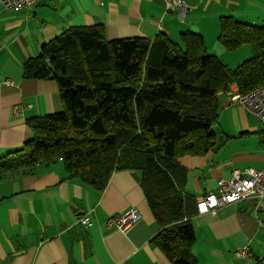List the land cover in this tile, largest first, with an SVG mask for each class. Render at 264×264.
Instances as JSON below:
<instances>
[{"label": "crops", "instance_id": "crops-1", "mask_svg": "<svg viewBox=\"0 0 264 264\" xmlns=\"http://www.w3.org/2000/svg\"><path fill=\"white\" fill-rule=\"evenodd\" d=\"M182 1L184 9L170 6V0H38L17 10L0 1V157L33 137L29 118L64 109L58 83L26 78L24 64L67 28L101 23L109 39L151 40L162 32L176 41L192 30L204 36L210 50V41L218 44L221 16L264 22V0ZM221 50L253 53L247 44ZM236 89L232 85L219 94L217 147L179 158L189 170L186 189L198 200L215 191L219 179L231 178L235 168H264V148L249 149L239 139L249 132L241 129L248 112L231 102ZM131 208L140 217L129 228L111 222ZM86 214L91 226L79 221ZM192 223L196 264H264V199L250 195L198 212ZM159 230L139 170L115 171L103 190L68 179L61 161L0 173V264H173L153 242ZM245 246L248 254L238 257L236 251Z\"/></svg>", "mask_w": 264, "mask_h": 264}, {"label": "trees", "instance_id": "trees-1", "mask_svg": "<svg viewBox=\"0 0 264 264\" xmlns=\"http://www.w3.org/2000/svg\"><path fill=\"white\" fill-rule=\"evenodd\" d=\"M219 26L225 49L254 51L236 69L192 30L176 41L162 32L109 39L101 23L67 28L24 64L26 78L58 83L64 109L29 118L33 137L0 157V173L61 161L68 179L103 190L115 171L139 170L160 226L153 242L173 264H196L200 200L187 191L179 158L217 147L221 92L264 85V22L224 15Z\"/></svg>", "mask_w": 264, "mask_h": 264}, {"label": "built area", "instance_id": "built-area-1", "mask_svg": "<svg viewBox=\"0 0 264 264\" xmlns=\"http://www.w3.org/2000/svg\"><path fill=\"white\" fill-rule=\"evenodd\" d=\"M0 1L5 8L17 10L31 8L38 0ZM169 5L180 9H184L185 6L182 0H170ZM230 100L244 107L247 112L254 115L264 126V85L246 94L240 93L238 89L232 90ZM250 195L256 197L258 200L264 199V168H254L251 166L243 169L235 168L232 171L231 178L219 179L216 190L209 192L199 201V213H205L227 204L236 203ZM139 217L140 212L136 208H131L123 214L115 216L111 222L117 224L121 230H126ZM79 221L85 226H91L93 223L92 217L89 214L81 216ZM247 254V246L236 251L238 257H244Z\"/></svg>", "mask_w": 264, "mask_h": 264}, {"label": "rangeland", "instance_id": "rangeland-1", "mask_svg": "<svg viewBox=\"0 0 264 264\" xmlns=\"http://www.w3.org/2000/svg\"><path fill=\"white\" fill-rule=\"evenodd\" d=\"M254 25H262L263 22L259 23H252ZM218 44H213L212 41H210V50H208L209 53H213L217 55L220 59L225 61L231 68L236 69L243 61H245L248 58L253 57L254 51L251 56H244V54L238 55H230V54H224L221 48H224V46L220 43L219 39H217ZM252 48V47H251ZM221 51L219 52L218 51ZM225 49V48H224ZM228 51L227 49H225ZM233 52V51H230ZM220 53V54H219ZM246 119H244L246 122L242 123L241 129L242 131H248V133L243 134L241 138V142L247 146L249 149H258V148H264V133L262 132L264 130V126L262 123L252 114L249 112L245 114ZM224 130L228 131L226 125L223 124ZM241 131V130H240Z\"/></svg>", "mask_w": 264, "mask_h": 264}, {"label": "water", "instance_id": "water-1", "mask_svg": "<svg viewBox=\"0 0 264 264\" xmlns=\"http://www.w3.org/2000/svg\"><path fill=\"white\" fill-rule=\"evenodd\" d=\"M47 64L49 65V67L52 68V64H51V61L49 59L46 60Z\"/></svg>", "mask_w": 264, "mask_h": 264}]
</instances>
